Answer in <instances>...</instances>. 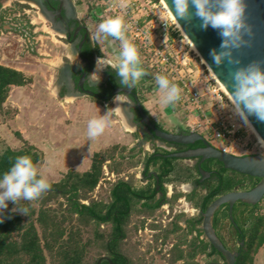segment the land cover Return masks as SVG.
I'll list each match as a JSON object with an SVG mask.
<instances>
[{"label":"trees","instance_id":"trees-1","mask_svg":"<svg viewBox=\"0 0 264 264\" xmlns=\"http://www.w3.org/2000/svg\"><path fill=\"white\" fill-rule=\"evenodd\" d=\"M96 48L98 56H101L98 46ZM85 53L93 67V50L88 48ZM111 72L114 75L117 74L114 71ZM29 82L31 78L21 71L0 64V112L4 110V103L11 87L25 85ZM116 85L118 84L115 81L112 82L108 100L113 98L112 90ZM143 109L148 113L144 105ZM182 130L190 131L188 128H182ZM169 145L177 147V150L162 149L163 154L197 148L203 146V143L198 141L190 145L178 143H169ZM120 149L125 150L126 147L116 146L108 154L96 152L89 170L84 172L70 170L61 181L50 183L52 191L38 199L40 200L39 209L27 205L29 220H26L21 213L13 212V209L5 210L3 213L5 218L0 223V264H48V254L52 256L54 264H96L104 254L109 255L118 264H140L136 259L127 256L120 246L127 237L133 214L147 212L152 214L160 206L162 200L155 197L158 192L164 194L167 192V183L189 182L198 177L197 183L200 190H196L197 193L188 198L197 208L205 210L220 195L237 189H251L260 180L226 169L223 163L211 158L201 164L204 170L211 172V176L204 182H200L199 163L195 166H179L178 160L183 159L157 156L156 153H151L147 156L145 165L147 168L154 167L159 172V190L156 183L138 188L132 179L121 178L113 184L109 201L91 199L90 194L104 177V165L107 160L112 161L114 171L117 173L123 172V162L127 161L128 164L134 165L131 161L132 157L119 153ZM25 155L31 157L36 166L43 160V153L34 146L26 145L22 149L6 147L0 153V178L10 170L18 156ZM128 157L129 160H127ZM181 194L184 193L175 192V200ZM58 196L66 200L67 215L63 214L61 217L48 206V202ZM88 199H90L89 203L83 202ZM238 205L252 208L253 219L248 226H245L248 220L246 217L237 216L239 206H236L235 221L242 229L241 237L245 242L241 247L236 264H253L254 255L259 253L264 245V216H254L255 209L259 205L253 206L241 202ZM243 213H245L244 210L241 211V214ZM225 219L229 223L232 222L229 219L228 209L217 210L213 220L214 227H220ZM198 221L201 223L202 219ZM67 222L72 225L67 227L65 225ZM84 233L92 236L84 239ZM94 247L99 249V256L90 263L88 256ZM215 252L218 253L216 250ZM102 264L111 263L104 260Z\"/></svg>","mask_w":264,"mask_h":264},{"label":"crops","instance_id":"crops-1","mask_svg":"<svg viewBox=\"0 0 264 264\" xmlns=\"http://www.w3.org/2000/svg\"><path fill=\"white\" fill-rule=\"evenodd\" d=\"M175 37H177V33L173 32L171 38ZM108 44V47H113L114 57L111 60L115 63V57L118 59L120 51L118 42L111 38ZM105 47L107 48V45ZM105 47H102L103 51ZM19 57L14 58V63L0 60V64L17 69L31 78V82L28 84L11 87L8 98L4 103V110L0 112V135L7 143V147L22 149L26 145H31L41 151L43 153V160L37 167L43 172L50 183L61 181L70 170L80 172L89 170L92 166V158L96 152H109L119 145L126 146L129 149H133L139 145L140 147L145 146V149L149 150L147 148L149 143H146L143 132L137 129V125L132 120H128L132 102L124 94H113V98L108 100L91 94L84 95L79 90H75L74 85L78 77L77 73L82 71L83 63L81 58L72 55L69 48H67V54L59 57L56 65H54L56 68L54 70L55 73L48 80L35 78L33 67L30 65L31 62L22 60L21 58L19 60ZM64 57L67 59V62L64 61ZM100 59L102 57L98 56L92 70L89 67L88 70H90L91 76L94 73L98 75V73L104 71H114L110 66H106L105 69L104 67H99L98 60ZM71 66H81V69L78 68V70L72 72L70 79L67 80L65 69ZM197 75L198 79L202 76L199 72ZM147 76L148 74L141 79V83L139 82L135 86L137 91L138 86L145 85L143 82L151 80ZM197 82L199 81L197 80ZM197 87H204L201 88L203 89V96L198 105L178 102L174 106H165L158 99V106L156 105L157 103H154V108L158 109L159 107L160 118L169 125L176 126V129H182L187 126L190 131H197L204 135L216 147L222 150L226 148L228 152L236 154V152L229 149L233 146L228 147V143L215 138L214 131L209 125V122H212L215 126L219 109L225 108L218 107L219 102L223 101V99L228 102V99L226 97L223 98L222 94L217 95L212 93L209 90L210 86L206 87L204 85L200 87L198 85ZM118 96L123 97L121 109L119 110L124 117H122L121 124H119L118 117L114 116L111 125L106 129L105 133L96 140H90L87 136L88 121L93 117L105 114L109 109L116 108L115 101L117 102L116 97ZM112 100L114 105L108 108V104ZM142 105L145 106L151 118L162 126L156 118L155 113L150 110L153 106L152 100L142 101ZM124 108H127L126 114L122 110ZM171 108L173 109V114L169 118L165 112H170ZM204 111L210 117L209 120L203 114ZM115 115L120 116L118 111ZM234 115L239 127L237 135L242 138L244 143L249 145V141L245 139L246 127L244 122L242 123L238 120L236 113ZM195 123H199L198 126L191 128V125ZM148 170L149 168L145 165V169L140 174H137L138 178L143 179L141 187H146L148 182L149 184L151 183L144 176V174L148 173ZM105 173L107 175L110 174L109 167ZM184 183L181 185V190L185 193L189 192L190 187L188 188V182ZM173 185L172 183L170 185L166 184L170 193H172ZM135 186L140 188L137 185ZM112 187L109 192V200L111 199ZM260 254L264 256L263 248L259 251ZM138 255L141 256L142 254L138 251ZM136 260L139 262V259Z\"/></svg>","mask_w":264,"mask_h":264},{"label":"rangeland","instance_id":"rangeland-1","mask_svg":"<svg viewBox=\"0 0 264 264\" xmlns=\"http://www.w3.org/2000/svg\"><path fill=\"white\" fill-rule=\"evenodd\" d=\"M111 0H74L77 5V9L79 12V16L84 21V23L88 26L91 35H93L100 22H102L104 19H107L109 17H112V10L108 9L107 3ZM154 17H158V19H170V15L167 11H164V9L158 8L156 12L152 14ZM136 18H142V14H137ZM143 19V18H142ZM181 34V32H178ZM111 37L109 38V40ZM174 38H171L170 41V47H172V50L175 54L180 56V59H183L184 63H187L186 67L190 69V77L188 78L189 83L192 86V80L197 79L199 82L196 83L198 86H210L214 87V85L217 84L216 80L212 77L208 67L206 64L202 62V59L198 57L196 52L191 47V44L186 40L185 36H178ZM108 40V41H109ZM108 41H95L97 43V46L99 48V51H101L102 58L105 59H111L114 56L113 47H108ZM68 43L66 39L63 37V35H59L56 31H54L51 27V23L44 19V17L40 14V11L38 8L31 6L29 4H26L25 2H19L17 0H9L4 1L0 0V60L5 62L14 63V58L17 56L22 60H28L30 65L33 67L34 70V76L35 78L39 80L43 79H51L52 75H54L56 68L54 65H56V62L58 61L59 57H61L63 54H67V48ZM107 45V48L105 47ZM119 45V44H118ZM102 47L104 48V51L102 50ZM120 49V47H119ZM73 58V57H72ZM64 61L67 62V59L64 57ZM115 63L118 62V59L115 57ZM108 67V66H107ZM105 69V67H104ZM198 72L201 73L202 76L198 79ZM141 83V82H140ZM145 83L144 86H138V93L140 94L141 101H149L152 100L153 106L150 108L155 115L156 118L160 121L162 126L165 129H168L169 131L175 132L176 126H171L168 123L164 122L160 117V113L158 109L154 108V103H157V100L160 97V93L158 91V87H156V83L154 80H149ZM219 86V85H218ZM204 88V87H201ZM222 88V87H221ZM210 90V89H209ZM203 92V90H202ZM223 98L226 97L227 99H230V97L221 91ZM122 96V95H121ZM123 98V97H122ZM114 100V99H113ZM113 100L109 102L108 108H111L113 104ZM225 101V99H223ZM150 104V103H149ZM225 104L227 105L224 110L227 111V113H233L232 118H235V111L233 110L231 104L225 101ZM158 106V103L156 104ZM116 106V101H115ZM155 106V107H157ZM173 109H170V112L166 111V116L171 118V114H173ZM119 115H114L116 118L118 117L119 124H121V120L123 115L121 111H118ZM236 117L239 121L242 123L244 122L246 133H245V139L249 141V146L247 148L242 149V145L239 147H232L229 148L230 150L236 152L237 155H245L250 154L247 152L248 149L251 150V147H259L260 142L256 135L250 130L247 123L241 119L239 115L236 114ZM124 118V117H123ZM189 129V127L185 126ZM184 127V128H185ZM244 142L242 141L241 144ZM120 147H126L121 146ZM156 143L147 146L149 150L145 149L144 147H140L137 145L133 149H129L126 147L125 150L120 149L119 153L121 152L124 155L131 156V161L134 162V165L128 164V162H123L122 164V173H117L114 171V164L112 161H106L104 165V177L98 184V186L95 188V190L90 194L91 199H97V200H104L109 201V192L110 188L114 183H116L119 179L123 178H130L133 180L135 185L141 187L143 183V179L138 178L137 174H140L141 171L145 169V160L147 156L151 153H153V150L156 149ZM7 147V143L0 135V153ZM257 149V148H255ZM264 148H262V151ZM230 152V151H229ZM105 153L108 154V151ZM233 153V152H230ZM145 154V155H144ZM129 157L127 160H129ZM195 160H189V159H183L178 160L179 166H187V165H193ZM109 167L110 174H106L105 171H107V168ZM128 178V179H129ZM172 182H169L167 184H171ZM184 183V182H183ZM178 181H174L173 185V191L175 192H182L181 185L183 184ZM186 184V182L184 183ZM169 191V189H168ZM90 199L84 200V203H89ZM262 202V203H261ZM258 205V207L255 209L254 216L260 217L264 216V201H261ZM64 204V205H62ZM27 205L33 206L35 209H39L40 200L35 201H20L18 207H27ZM48 206L55 211V213L58 214L59 217H61L63 214L67 215V211L65 210L66 207V200L62 196L55 197L54 199L50 200L48 202ZM16 205L12 202H8V208L13 209ZM244 210L245 213L241 214V211ZM252 208L247 206H239L238 214H241V218H245L247 223H245V226H248L253 219ZM23 215V214H22ZM26 220H29L28 215H23ZM36 217V216H35ZM144 217V214L141 213H134L132 216L131 224L128 227L127 232V239L125 238L122 242V245L120 246L123 250V252L134 259H139L141 256L138 255L143 252L140 247H144L142 240L139 237V233L141 235H144V231L140 230L137 232V225L141 224L142 218ZM248 217V218H247ZM254 217V218H255ZM242 220V219H241ZM74 224V223H73ZM224 224H226V227H222L221 231H223L225 239L231 241L230 237V226L228 223V220L225 219ZM67 227H70L72 223L67 222L65 224ZM39 226V225H38ZM107 226H105L106 228ZM92 236L89 233H84V239H87V237ZM99 249L97 247L92 248L91 253L88 256V262L92 263L94 259L99 256L98 255ZM48 254V252H47ZM106 255V254H104ZM151 262L152 258L151 256L147 257ZM149 261V262H150ZM48 264H54L53 258L50 254H48ZM141 264V263H140ZM144 264H147L144 260ZM253 264H264V256L263 254L256 253L254 255V263Z\"/></svg>","mask_w":264,"mask_h":264},{"label":"clouds","instance_id":"clouds-1","mask_svg":"<svg viewBox=\"0 0 264 264\" xmlns=\"http://www.w3.org/2000/svg\"><path fill=\"white\" fill-rule=\"evenodd\" d=\"M115 4L125 9L131 5V0H114ZM167 11L179 25V20L191 22L193 17L201 21V28H213L222 39L220 51H210L213 63L220 67L225 63L230 66L228 73L232 92H229L228 103L246 123L249 116L264 122V61H253L247 66H239L241 60L233 55L234 51L252 46L254 27L250 23L248 0H171V7L165 0ZM194 8V13L190 11ZM166 24V23H165ZM131 25L124 16L117 15L104 19L99 23L96 32L91 36L93 41L107 42L111 37L120 42L118 62L102 58L98 66H110L116 70L120 83L129 89L134 88L148 73L142 66V57L138 47L128 39L127 33ZM99 77L94 73L90 80L98 82ZM155 83L160 93L162 105H176L182 99V89L166 75L157 74ZM226 86V85H225ZM227 88V86H226ZM120 96L116 97L117 101ZM226 107L225 101L219 102ZM118 106L109 109L105 114L91 118L87 123V136L90 140L101 137L111 125ZM47 177L33 163L31 157L18 156L10 168L0 178V223L3 222L4 211L8 202L16 205L13 212L28 215L26 207H18L20 201H35L51 190Z\"/></svg>","mask_w":264,"mask_h":264},{"label":"flooded vegetation","instance_id":"flooded-vegetation-1","mask_svg":"<svg viewBox=\"0 0 264 264\" xmlns=\"http://www.w3.org/2000/svg\"><path fill=\"white\" fill-rule=\"evenodd\" d=\"M17 1L25 2L26 4L38 8L40 14L44 17V19H47L51 23L52 29L56 31L60 36L63 35V37L66 39L68 43V45H66L68 46L72 55L81 58L83 68L81 72L77 73L78 77L76 78V82L74 85L75 90H79L80 92L82 90L84 92H93V94L91 95L105 99V97H109L108 93L110 92L112 82L115 81L118 84L116 85V87L113 88L112 92H114V90L119 87L127 88L121 85L120 78L118 77V75L112 74L110 70L98 73V82L93 83L92 80H90V70H92L94 66L91 67L89 66V63L86 62V60L90 61V59L86 56L85 52L88 48H91L93 50V60L95 65L98 57L96 48L97 43L91 39L92 35L90 33V30L79 16L77 5L74 0ZM80 67L81 66H71L65 69L66 79L69 80L70 74L75 70H78V68ZM89 67H91L90 70H88ZM85 72L87 73L86 80L82 83L83 85H80V81ZM114 72L116 71L114 70ZM133 92L134 94L138 95V99H140L141 101L140 95L138 94L136 87L133 88ZM130 97L133 101L136 100L131 94ZM130 110L128 114L129 119L137 125L138 130L143 132L145 141L150 142L149 145H151V143H156L157 146L156 149L153 150V153H162V149L177 150V147L169 145L170 142H166L159 138H156L153 136L152 133H149L147 130H145L144 125L141 122L142 117L137 106H131ZM153 122L158 127L161 126L155 120H153ZM161 127L164 130L169 131L163 126ZM176 131L182 132L183 130L177 129L175 130V132ZM197 162L198 161L195 160L194 164L191 166H195ZM150 172H156L158 176L159 172L154 167H151L149 168L148 173L144 174V176L147 177V180H150L152 184L156 183L155 185L158 187L157 179L153 175L150 176ZM201 178L202 176H200V179ZM208 178H205L204 181ZM197 179L198 177L189 181L188 188L190 187V191L186 193L183 192L184 194H181L176 200L174 198L175 191L173 190L172 193L167 190L165 194L163 192H158L155 198L162 199L160 202V206L157 207L152 214L149 212L143 213L144 217L142 218V223L137 225V232H139L140 230L144 231V235H141L139 233V237L142 240L143 245H145L144 247H140L142 250L144 249L142 251L144 255H141V258H139V262L141 264H144V260L146 261V259L147 264H210L213 262L227 264V260L225 259V257L222 256L213 247L211 242L206 238L201 228L202 222L199 223L198 220L203 218L201 214L202 210L197 208L194 203L188 198V196L197 193L196 190H200L199 185L197 183ZM148 185L149 182L147 183V186ZM238 203L235 205L234 213H236V206H239ZM219 209H221L222 211L228 209L229 213V207L227 204L222 205ZM237 216L240 217L241 215L238 214ZM234 217L236 218L235 214ZM231 223H229L231 241L225 239V233L221 231L222 227L227 226L226 224L223 223L220 227L218 226L215 229L218 236L221 238L227 248L234 252H239V255L237 256L238 259L241 253V247L244 246L245 242L241 237L242 229L240 228L239 224L234 225ZM215 250L218 253H216ZM149 254L153 257L152 262L147 258Z\"/></svg>","mask_w":264,"mask_h":264},{"label":"water","instance_id":"water-1","mask_svg":"<svg viewBox=\"0 0 264 264\" xmlns=\"http://www.w3.org/2000/svg\"><path fill=\"white\" fill-rule=\"evenodd\" d=\"M165 2V0H164ZM167 3L171 7V0H167ZM249 3V12H250V23L254 27V36L252 40L251 47H245L240 50L234 51L233 55L241 60L239 66H247L253 61H264V0H248ZM190 11L194 13L195 9L190 8ZM182 26V29L185 31L186 35L193 41L196 45L201 56L207 62V65L212 69L217 79L222 83L227 92H232L231 81L229 79L228 73L230 66L226 63L220 67H217L210 56V51L216 49L217 52L220 51V45L222 39L218 32L211 27H208L206 30L201 28V21L195 17L191 22H186L184 20L178 21ZM91 66L89 60H86ZM264 67V64L261 65ZM87 73L85 72L80 81V85L86 80ZM150 79V76H147ZM227 88H226V86ZM82 94H93V92H84ZM124 95L132 102L131 105L137 106L142 120L141 122L144 125L145 130L149 133H152L153 136L159 138L163 141L170 143H178L183 145L195 144L198 141L203 143V146L197 148H188L180 151H173L168 154L159 153L157 156L172 157L178 159H189L197 160L199 163V171L202 176L200 182L204 181L205 178L211 176V172L204 170L201 167V164L208 159H217L223 163L226 169L236 171L241 174L249 175L255 178L260 179L257 184L251 189L247 190H232L225 194L220 195L214 201H212L205 210L201 211L202 214V230L206 238L211 242L213 247L227 260V264H236L237 256L239 252H234L227 248L221 238L218 236L216 229L213 224L214 216L216 211L222 205H228L229 207V216L234 225H237L234 217V208L238 202L247 204V205H258L264 199V153L257 154H246V155H237L230 153L228 151L222 150L215 145H213L204 135L197 131H166L158 127L152 120L151 116L146 113L143 109L142 101L138 99V95L134 94L133 88H116L113 92L114 95ZM130 94L136 99L133 101L130 97ZM108 97H105L107 99ZM127 107V106H126ZM127 108L123 109L124 114H126ZM127 117V115H126ZM128 118V117H127ZM129 120V118H128ZM248 121L254 128L255 132L259 138L264 143V122L258 121L254 116H249ZM146 143H150L146 141ZM155 176L159 185V176L156 172L150 173V176ZM48 191L47 193H50ZM104 260H108L111 264L114 263L109 256H102L96 264H102ZM210 264H223L220 262H213Z\"/></svg>","mask_w":264,"mask_h":264},{"label":"built area","instance_id":"built-area-1","mask_svg":"<svg viewBox=\"0 0 264 264\" xmlns=\"http://www.w3.org/2000/svg\"><path fill=\"white\" fill-rule=\"evenodd\" d=\"M107 5L108 9L112 10V17L122 15L126 22L131 25L127 33L128 39L138 47L142 57V66L147 71L150 79L155 81L154 77L157 74L166 75L181 87L182 99L180 102L198 105L203 96V89L197 87V79L192 80L191 86L188 80L191 75L190 69L186 67L187 63H184L183 59H180V56L175 54L172 47H170L171 34L173 32L177 33L178 36L184 35L174 19H158V17L152 16L158 8L165 11L163 1L131 0V5L125 9L116 5L114 0L109 1ZM140 13L143 19L136 18V15ZM178 32H181V34ZM117 42L120 47V42ZM198 57L200 56L198 55ZM156 87L158 86L156 85ZM222 90L218 82L214 87L210 88V91L217 95H220ZM223 92L225 91L223 90ZM218 107H222L220 103ZM203 114L209 120L210 117L205 111ZM199 123L191 125V128H195ZM209 125L214 131L215 138L228 143V147H239L242 145L243 148H247L249 146L247 143L241 144L242 138L237 135L239 129L237 122L235 118H232V114H226L223 108L219 109L215 126L212 122H209ZM255 146L251 147V150L248 149L247 152L250 154L264 153L261 143L258 145L259 147ZM223 150L227 151L226 148ZM262 248L264 249V245Z\"/></svg>","mask_w":264,"mask_h":264},{"label":"bare ground","instance_id":"bare-ground-1","mask_svg":"<svg viewBox=\"0 0 264 264\" xmlns=\"http://www.w3.org/2000/svg\"><path fill=\"white\" fill-rule=\"evenodd\" d=\"M165 6V9L167 8L166 3L164 2V0H162ZM170 15V14H169ZM171 17V15H170ZM172 18V17H171ZM173 19V18H172ZM179 23V22H178ZM178 25V24H177ZM178 27L180 28L182 34L185 36L186 40L191 44L192 49L200 56V58L202 59V62L204 64L207 65V62L205 61V59L201 56L200 52L198 51L196 45L193 43V41L186 35L185 31L182 29V26L178 25ZM212 77L221 85L222 89L225 91V93L229 96V93L227 92V90L225 89V87L222 85V83L217 79V77L215 76L214 72L212 71V69L209 67V65H207ZM98 70V69H97ZM95 72V71H94ZM120 100L123 101L122 97H119ZM122 101H117L116 102V107H121ZM123 110V109H122ZM248 127L250 128V130L256 135V137L258 138L259 142L261 143L262 147L264 148V143L262 142V140L259 138V136L257 135V133L255 132L254 128L252 127V125L250 124V122H247Z\"/></svg>","mask_w":264,"mask_h":264}]
</instances>
